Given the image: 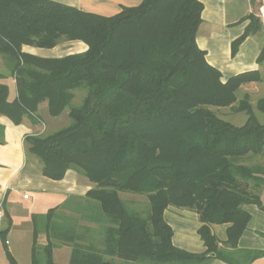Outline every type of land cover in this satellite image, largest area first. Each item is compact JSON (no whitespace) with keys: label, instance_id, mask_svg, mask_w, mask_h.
Wrapping results in <instances>:
<instances>
[{"label":"trees","instance_id":"1","mask_svg":"<svg viewBox=\"0 0 264 264\" xmlns=\"http://www.w3.org/2000/svg\"><path fill=\"white\" fill-rule=\"evenodd\" d=\"M201 10L200 0H142L103 16L53 0H0V57L7 71L0 73V114L18 124L24 116L43 121L40 104L47 116L66 112L67 125L27 134V151L43 176L60 180L75 169L94 183L83 198L73 197L77 214H58L57 207L32 214L31 264L40 258L57 264L52 251L61 244L71 248L69 264H193L212 257L247 264L257 256L238 250L237 242L250 219L243 206L264 210L258 194L264 163L244 162L263 152L264 123L246 99L235 108L247 115L241 125L209 107H232L240 85L262 79L251 70L221 80L196 44ZM260 29L250 15L231 53ZM62 39L87 48L52 58L22 51V45L50 48ZM7 76L15 80L13 99ZM76 89L85 92L73 105ZM256 108L264 113V97ZM119 192L133 194L123 200ZM135 194L146 198L147 210L135 206ZM169 205L198 215L203 252L172 243L163 217ZM220 223L228 224L222 242L211 230ZM9 226L0 237L16 264L7 248Z\"/></svg>","mask_w":264,"mask_h":264},{"label":"crops","instance_id":"2","mask_svg":"<svg viewBox=\"0 0 264 264\" xmlns=\"http://www.w3.org/2000/svg\"><path fill=\"white\" fill-rule=\"evenodd\" d=\"M77 7L84 11L103 16H111L119 12L122 6H134L142 0H53ZM202 10L201 22L196 31V44L204 50L206 61L221 74V80L251 70L262 72L264 59L258 56L264 46L262 30L247 35L238 45L235 53H231V43L240 36L250 22V15L256 16L261 0H200ZM87 45L81 40H59L50 48L22 45V51L39 57H61L67 54L86 50ZM0 73L6 74V68L0 57ZM7 75V74H6ZM9 87V99L16 96L15 80L12 76L3 79ZM259 82H248L240 85L254 86ZM257 101V100H256ZM43 121L35 122L24 116L20 123H13L8 117L0 114V127L3 129V141L0 142V230L8 222L6 233L7 248L18 264V255L30 254L32 243V214H43L49 208L65 204L71 197L83 198L85 192L94 185L86 176L75 169H68L60 180L43 176L39 170L38 160L27 151L24 137L27 134L40 133L46 127L44 116H47L46 105H43ZM258 194L264 208V186ZM135 206L143 205L145 197L133 195ZM243 208L250 219L240 235L237 248L240 251L253 250L258 254L247 264H264V210L256 204H245ZM164 220L172 228V243L189 252L200 253L205 246L197 229L201 225L198 215L189 209L167 206L163 212ZM24 223L22 230L16 234V227ZM227 223L212 224L211 230L222 242L226 239ZM29 228V229H28ZM28 229V230H27ZM31 232L30 250H28V232ZM29 246V245H28ZM219 246H222L219 243ZM28 251V252H27ZM71 248L61 244L53 248L52 256L57 264H69ZM236 254H240L236 252ZM60 261V262H59ZM0 264H11L2 246L0 237ZM179 264V263H165ZM193 264H228L212 257L202 263Z\"/></svg>","mask_w":264,"mask_h":264},{"label":"rangeland","instance_id":"3","mask_svg":"<svg viewBox=\"0 0 264 264\" xmlns=\"http://www.w3.org/2000/svg\"><path fill=\"white\" fill-rule=\"evenodd\" d=\"M260 31H261V29H260ZM0 65H2V64H0ZM262 76H263V79L261 81H259V83L255 84L254 86L245 85L236 91V101L232 104V107H214V106H211L209 108L217 116L223 118L224 120L229 121L230 123L235 124V125H241L244 123L247 115L243 111H236L235 108L237 107L239 100L246 99L252 105V108H253V111H254V114H255L257 120L260 123H264V113L260 112L256 108V102H257L256 100L264 97V66H263ZM84 92H85L84 89L74 90V97H73L71 103L73 105H78L81 102V99L84 95ZM43 105L44 104H40V106H39L40 114H43V112H44L43 109L45 110V108H43ZM44 119H45L46 127L42 130L43 134L51 132V131L56 130V129H59V128L65 126L69 123V117L67 116L66 112L61 113V115H59L58 117L44 116ZM244 162L248 163V164L264 163V150L260 154L251 155V156L247 157V159H245ZM132 194L133 193H130V192H119V195L123 200H126L128 198V195H132ZM135 195H137V194H135ZM137 196H139V195H137ZM85 200L91 201L97 205V202L94 200H91L88 198H86ZM75 203H76V200L70 197L65 202V204L60 205L57 213L60 214L61 212H63V213L67 212V213L72 214V215L77 214L78 209L75 208L77 205V204L75 205ZM132 206H133V204L129 205V208H132ZM147 206H148L147 201H145L143 203V205L139 208L145 211V210H147ZM134 208H136V207H134ZM79 211H80V214L86 215L88 213V210L86 208H83V207L79 208ZM92 211L93 210H91V212ZM24 227H25L24 223L22 225L17 226L15 229V231H16L15 235H17V234L19 235L22 230L23 231L26 230ZM24 233H25V231H24ZM27 234H28L27 247H28V250H30V243H31V232H30V230ZM17 260H18V264H31L29 252L25 253L24 255H18ZM40 264H45L42 258H40ZM60 264H62V263H60ZM147 264H153V263L148 262Z\"/></svg>","mask_w":264,"mask_h":264},{"label":"built area","instance_id":"4","mask_svg":"<svg viewBox=\"0 0 264 264\" xmlns=\"http://www.w3.org/2000/svg\"><path fill=\"white\" fill-rule=\"evenodd\" d=\"M256 17L258 18L261 24V30L264 35V0H261L256 11ZM0 217H2V213L0 212Z\"/></svg>","mask_w":264,"mask_h":264},{"label":"water","instance_id":"5","mask_svg":"<svg viewBox=\"0 0 264 264\" xmlns=\"http://www.w3.org/2000/svg\"><path fill=\"white\" fill-rule=\"evenodd\" d=\"M209 255H210V256H214V253H210Z\"/></svg>","mask_w":264,"mask_h":264}]
</instances>
